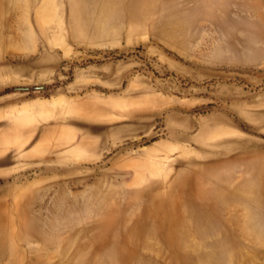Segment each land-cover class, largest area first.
<instances>
[{"label":"rangeland","instance_id":"rangeland-1","mask_svg":"<svg viewBox=\"0 0 264 264\" xmlns=\"http://www.w3.org/2000/svg\"><path fill=\"white\" fill-rule=\"evenodd\" d=\"M0 264H264V0H0Z\"/></svg>","mask_w":264,"mask_h":264},{"label":"water","instance_id":"water-1","mask_svg":"<svg viewBox=\"0 0 264 264\" xmlns=\"http://www.w3.org/2000/svg\"><path fill=\"white\" fill-rule=\"evenodd\" d=\"M44 86H30V87H15V88H10L7 89L5 91L0 92V95L12 92V91H23V90H40V89H44Z\"/></svg>","mask_w":264,"mask_h":264}]
</instances>
